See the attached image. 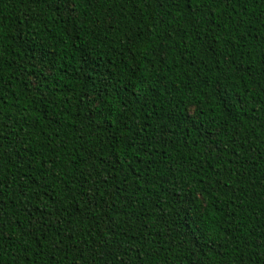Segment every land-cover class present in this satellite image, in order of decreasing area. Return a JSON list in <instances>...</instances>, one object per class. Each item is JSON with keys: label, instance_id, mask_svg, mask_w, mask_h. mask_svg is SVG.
<instances>
[{"label": "trees", "instance_id": "obj_1", "mask_svg": "<svg viewBox=\"0 0 264 264\" xmlns=\"http://www.w3.org/2000/svg\"><path fill=\"white\" fill-rule=\"evenodd\" d=\"M0 32V264H264V0H0Z\"/></svg>", "mask_w": 264, "mask_h": 264}, {"label": "snow or ice", "instance_id": "obj_2", "mask_svg": "<svg viewBox=\"0 0 264 264\" xmlns=\"http://www.w3.org/2000/svg\"><path fill=\"white\" fill-rule=\"evenodd\" d=\"M192 2L194 4H198V3H208V4H211V3H214V2H217V0H192ZM226 3H231V0H225ZM0 34H2V32H0ZM261 68H264V64H261ZM245 79H251V76L248 75V76H245ZM262 79H264V75H262ZM262 88H264V84L261 85ZM261 98L264 99V93L261 94ZM3 223V220L0 219V224ZM19 238V237H17ZM4 236H3V232L2 230H0V246H2L4 244Z\"/></svg>", "mask_w": 264, "mask_h": 264}]
</instances>
